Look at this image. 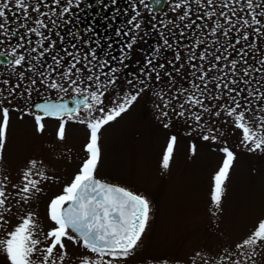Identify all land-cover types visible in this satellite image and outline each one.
Returning a JSON list of instances; mask_svg holds the SVG:
<instances>
[{
    "label": "snow or ice",
    "instance_id": "1",
    "mask_svg": "<svg viewBox=\"0 0 264 264\" xmlns=\"http://www.w3.org/2000/svg\"><path fill=\"white\" fill-rule=\"evenodd\" d=\"M46 2L47 0H0V37H2L0 38V56L7 57L9 66L13 70L22 68L26 57L23 54L18 55L24 44H13L12 42L16 33L12 32L10 35L8 14L15 16L17 12H22L23 19L27 20L30 17L29 9L35 12L37 15L33 23L36 26L32 27L30 32L34 37L39 38L35 40V43L40 45V49H44L50 38L42 29L56 28L60 24L70 23L71 21L65 17H71L73 10L79 9L83 0H52L50 5L52 10L42 12L40 5ZM115 2L116 0H112L113 4ZM191 3L203 9V15L215 24L211 33L213 36L230 37L232 30L236 28V22L239 21L241 32L236 44L249 41V35L243 31L244 29H250L256 25L264 26V11H257L258 8H264V3L257 5L255 0H179L176 3L169 0L170 10L177 13L181 21L189 17L192 12ZM139 4L146 9L149 7L147 0H139ZM130 6L136 12V17L130 23L140 28L141 25L137 18L141 13L136 9L135 0H132ZM184 9L187 11H183ZM242 14H246L249 18H245ZM42 16L44 18H41ZM214 17H219V19H213ZM152 19L154 20L155 16ZM221 19L224 23H221ZM195 22L192 20L185 27L191 28ZM172 23V20L168 21V24ZM25 27L27 25L20 24L17 32ZM255 30L257 33L260 32V28ZM89 32H92V29H86V33ZM56 35L59 33L57 32ZM117 35L120 33L118 32ZM60 39L63 41L64 37L61 36ZM95 43L99 44V41ZM163 43L164 46L171 47L167 39ZM203 43L204 41H198V44ZM5 44L8 45L7 48L4 47ZM51 44L55 46L54 41ZM135 44L136 40L133 39L127 44V48L131 49ZM250 44L252 47L256 46L252 42ZM85 45H88V41H85L81 48ZM72 47L76 48V45L73 44ZM232 47L235 49V45ZM40 49L32 47L29 50V56L33 61L37 60V56H33V53L43 55ZM121 51L123 52L124 49L122 48ZM219 51L218 48L213 52H209L207 48L204 52L190 50L184 63L180 67H174L177 75H180L183 69L180 80L187 79L191 87L186 88L181 85L170 97L167 94L154 92L153 94L162 101L156 104L160 111L158 119L161 120L165 129L170 128L171 124L165 122V118L170 119L171 111L178 118L179 126H187L186 135L193 136L196 133L202 141L216 143V134L221 132V128L216 126L215 120L225 113L227 117L232 118L234 128L241 131V145L249 152L264 153V118L249 116L248 113L255 111L250 105L245 111H240L244 107L237 99L241 94L238 88L241 81L227 79L228 74L219 65L222 59L228 60V58L222 54L217 55ZM64 52L67 59L64 56L56 59L55 53L53 54L56 67L52 69V73L56 75L50 73L44 77L43 73L33 64L27 77L23 72L17 74L20 82L11 83L6 94L3 86L9 85L10 81L4 79L0 84V96L3 97L0 99V153L3 152L7 141L11 113L21 112L23 115L34 116L36 130L40 133L45 131L44 121L46 119L57 120L56 137L60 141L66 138V127L69 121L84 125L89 133V139L85 145L87 155L71 183L63 188V194L51 200L48 217L51 224L48 230L43 232V238H41L42 230L39 229L35 214L30 212L21 224L7 233L6 239L0 240V252L6 255L8 264H64V260L68 258L66 242H71L72 245L85 250L80 256V264H123L134 254L141 243L150 220L151 205L146 197L123 187L102 182L96 177L101 159L99 137L105 126L117 120L136 103L141 93L145 91L147 82L153 78V73L157 81L161 79V73L155 71L156 65L152 59H149L146 63L151 67L147 71L142 69L135 81L128 79L125 84L119 75L121 68H111L109 75L105 71L109 67V62L100 61L96 50L90 46L87 52H82L81 49L69 51L67 48ZM127 59L126 54L119 57V64L123 68L128 67ZM181 59V56H176V60ZM198 61H208V64H201ZM228 63L233 70L232 74L237 75V62L231 60ZM261 63L264 64V61ZM159 67L163 68L164 65H159ZM218 67L221 75L216 74ZM34 69L35 75L32 74ZM256 71L261 70L256 69ZM102 75H108L107 82L102 79ZM164 75L170 77L169 83L175 87L178 81L174 82L171 73H164ZM250 75L249 70L245 69L243 76L249 77ZM26 78L29 83L23 85ZM38 82L41 87L55 90L58 93L69 94L71 92L74 94L72 103L75 106L70 107L68 103L63 102H45L38 106V111L42 115H35L25 112L22 105L13 103L17 95L22 100L30 97L32 91L37 88ZM247 82V80L243 81V83ZM110 85L115 87L111 95L106 91ZM22 86L24 92H18ZM197 92L199 95L196 94ZM248 95L254 96V93L250 92ZM180 97H184L183 100H180ZM177 100L180 102L174 103ZM261 102L264 103V95H262ZM261 111H264V108ZM189 120L193 121L195 126L188 123ZM224 123L228 121L225 120ZM205 128H207V133L203 131ZM177 142L176 135L169 137L163 157L164 169L169 167V161ZM190 150L192 154H195L196 145L192 144ZM221 151L224 153V158L214 176L211 198L217 209L220 208L224 184L236 159L235 153L228 148H222ZM33 170H37L35 161L30 162L28 170L22 173L23 186H12L15 189L13 198L16 199L17 205L21 202L27 204L33 193L42 191L41 181L50 179L38 170L36 175L40 179H34ZM6 188L7 178L5 177L0 180V228H4L8 223L4 217L6 212L11 211V207L7 205ZM258 251H264V219L260 220L245 238L236 243L233 249L223 250L215 258L216 264H255ZM202 255V253H196V257H202ZM193 259L195 260V257ZM164 264H167V261H164ZM202 264H213V261L204 258Z\"/></svg>",
    "mask_w": 264,
    "mask_h": 264
},
{
    "label": "rangeland",
    "instance_id": "2",
    "mask_svg": "<svg viewBox=\"0 0 264 264\" xmlns=\"http://www.w3.org/2000/svg\"><path fill=\"white\" fill-rule=\"evenodd\" d=\"M261 3L264 0H257V5ZM242 15L249 18L246 14ZM189 19L178 20V28L182 31L177 49L165 57L164 67L157 69L161 79L157 81L153 73V78L148 81L136 103L100 132L101 159L96 177L146 197L151 205L150 220L141 243L123 264H164V261L167 264H202L204 258L216 264L215 258L223 250L233 249L264 219V153L249 152L241 145V131L234 128L232 118L225 113L215 120L216 126L221 128V132L216 134V143L204 142L196 133L186 135L187 126H179L178 118L171 111L170 119L165 118L171 127L165 129L158 119L160 111L156 107L162 101L153 94L159 92L170 97L181 85L191 87L187 79L180 80L183 69L180 75L174 70V67L184 63L190 50L204 52L207 48L213 52L218 48L220 51L216 54L228 58L222 59L219 67H223L225 73H232L228 61L235 60L236 71L240 74L237 80L242 82L241 75L245 69L254 71L255 67L250 66L249 60L256 57L257 52L252 50L257 48V43L259 46L260 42H264V36L258 35L256 26H253L243 30L249 35V41L236 44L241 32L239 21L230 37L226 38L211 34L215 24L208 19L202 31L193 32L185 27ZM221 23H224L222 19ZM205 35L204 43L198 44L202 40H199L200 36ZM250 42L256 46L252 47ZM232 45H235V49ZM177 55L182 59L176 60ZM198 63L207 65L208 61ZM219 67L217 75L222 74ZM169 72L174 82L178 81L175 87L170 85V77L164 75ZM241 86L240 83L241 94L237 99L244 107L240 111H245L250 105L255 111L248 113L249 116L264 118L257 109L259 102L244 96ZM196 94L199 95L198 92ZM183 98L180 97V100ZM180 100L174 103L178 104ZM23 109L29 112V106L23 105ZM21 115V112L11 113L7 141L0 153V180L7 178V205L11 207L4 217L8 223L0 228V240L6 239L7 233L21 224L30 212L35 214L43 238V232L51 224L48 218L51 200L63 194V188L71 183L87 155L85 145L89 133L84 125L68 122L66 138L60 141L56 137L58 123L44 121L45 131L40 133L36 130L33 117L23 115L21 119ZM225 120L228 123H224ZM188 123L195 126L191 120ZM203 131L207 133V128ZM171 135H176L178 142L168 169H164L163 157ZM192 144L196 145L195 154L190 150ZM225 147L235 153L236 159L224 184L220 208L217 209L211 198L214 176L224 158L221 149ZM32 161L36 162L37 170L50 179L41 181L42 191L33 193L27 204L21 202L17 205L12 186H23L22 173L28 170ZM37 170H33L34 179H40L36 175ZM66 243L68 258L64 264H80V256L85 250L71 242ZM198 252L203 254L202 257H196ZM0 264H8L2 252ZM255 264H264V251H258Z\"/></svg>",
    "mask_w": 264,
    "mask_h": 264
},
{
    "label": "flooded vegetation",
    "instance_id": "3",
    "mask_svg": "<svg viewBox=\"0 0 264 264\" xmlns=\"http://www.w3.org/2000/svg\"><path fill=\"white\" fill-rule=\"evenodd\" d=\"M160 1L147 0L149 7L146 9L143 5L139 4V0H135L136 9L141 13L137 18L141 27L136 28L134 23H130L136 17V12L130 6L132 0H116L115 4L112 3V0H83L80 8L73 10L71 17H65V19L71 21L70 23L67 25L60 24L56 28L42 29V31H46L47 36L50 38L46 42L44 49H40V45L35 43V40L39 38L34 37L30 32L31 28L36 26L33 20L37 14L29 9L30 17L24 20L22 12H17L15 16L9 13L10 35L12 32L16 33L15 37L12 38V42L13 44H24V47L19 50L18 55H25L26 61L22 68L13 70L9 66L7 57L0 56V84H2L4 79L10 81L9 85L3 86L5 94L11 86V83L20 82L17 74L23 72L25 77H27L29 75V69L32 68L33 64L36 65V69L43 73L44 77H47L52 73V69L56 67L55 61L53 60L54 53L56 59H60L61 56L67 59L66 53L64 52L65 48L69 51L81 49L82 52H87L90 46L96 50L100 61L107 60L109 62V67L105 69L109 75L111 74V68H121L119 75L125 84L128 79L135 81V78L139 76L142 69L147 71L151 67L146 63L149 59L153 60V63L156 65L155 71H157L160 68L159 65L163 64L165 57H168L172 50L177 49L180 31H182V29L179 30L178 28V14L170 10L169 0H163V6L160 9H157L155 7L156 5H152L160 4ZM171 2L176 3L179 0H171ZM51 3L52 0H47L45 4H41L42 12H50L52 10L50 7ZM255 3L257 4V0H255ZM190 7L192 12L189 15V23L192 20L196 21L190 30H193V32L202 31L207 17L203 15V9L198 8L195 3H191ZM153 16H155L154 20L152 19ZM41 18L44 17L42 16ZM169 20H172L173 23L168 25ZM20 24H25L27 27L20 28L17 32V27ZM89 28L92 29V32L86 33V29ZM57 32L59 35H56ZM118 32L120 35H117ZM61 36L64 37L63 41L60 39ZM206 36H200L199 40L202 39L201 41H204ZM133 39L136 40V44L131 49L127 48V44ZM165 39L169 41L171 47L164 46L163 42ZM52 41L55 42L54 47L51 44ZM85 41H88V45L81 48V45ZM95 41H99V44L95 43ZM73 44L76 45V48L72 47ZM4 47L7 48L8 45L5 44ZM32 47H36L43 52L42 56L37 53L32 54L33 56H37L36 61H33L31 56H29V50ZM122 48L124 49L123 52L121 51ZM125 54L128 57L126 60L127 68H123L119 64V57ZM32 74L35 75V69ZM52 74L56 75L55 73ZM102 79L107 82L108 75H102ZM28 83L29 81L26 78L23 81V85H28ZM140 86L143 87V85ZM114 90L115 87L111 85L106 89L109 95ZM18 92H24V87L22 86L18 89ZM2 98L0 96V99ZM73 98L74 94H71V92L69 94L58 93L55 90L41 87L38 82L37 88L32 91L30 97L22 100L17 95L13 103L22 106L27 105L29 106L30 113L42 115V113L34 109V106L38 103L63 102L68 103L70 107H74L75 105L72 103ZM29 116L34 118L33 115ZM45 121L58 123L57 120L52 118L46 119Z\"/></svg>",
    "mask_w": 264,
    "mask_h": 264
},
{
    "label": "trees",
    "instance_id": "4",
    "mask_svg": "<svg viewBox=\"0 0 264 264\" xmlns=\"http://www.w3.org/2000/svg\"><path fill=\"white\" fill-rule=\"evenodd\" d=\"M257 11H264V8H258ZM256 28H260V32L258 35L263 34L264 36V26L261 25H256ZM264 41V38H263ZM252 52L256 53V57H251L250 61V66L254 68V71H249L251 75L249 77H244L243 74L241 75L243 78L241 84L242 91L245 93L244 96L250 97L252 99H256L257 102H259V111H261L262 108H264V103L261 102L262 95H264V64L261 63V61H264V42H260L259 46L257 43V48L252 50ZM253 61V62H252ZM256 69H260L261 71L257 72ZM228 77L227 79H237V75H233L232 73L228 72ZM252 74H254L252 76ZM244 80H247V83H243ZM239 88V87H238ZM254 93V96H249L248 93ZM249 100V99H248ZM264 115V111H261Z\"/></svg>",
    "mask_w": 264,
    "mask_h": 264
},
{
    "label": "water",
    "instance_id": "5",
    "mask_svg": "<svg viewBox=\"0 0 264 264\" xmlns=\"http://www.w3.org/2000/svg\"><path fill=\"white\" fill-rule=\"evenodd\" d=\"M163 0H161L160 1V4H152L153 6H155L157 9H160L162 6H163V2H162ZM41 104H43L42 102L41 103H38L36 106H34V109H36V110H38V106L39 105H41ZM102 182H105V181H102ZM105 183H108V182H105ZM108 184H110V183H108ZM110 185H114V184H110ZM114 186H118V185H114ZM119 187H121V186H119ZM65 206H67V205H65Z\"/></svg>",
    "mask_w": 264,
    "mask_h": 264
}]
</instances>
